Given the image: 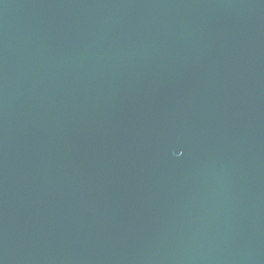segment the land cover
<instances>
[{
  "label": "water",
  "instance_id": "1",
  "mask_svg": "<svg viewBox=\"0 0 264 264\" xmlns=\"http://www.w3.org/2000/svg\"><path fill=\"white\" fill-rule=\"evenodd\" d=\"M0 264H264V0H0Z\"/></svg>",
  "mask_w": 264,
  "mask_h": 264
}]
</instances>
